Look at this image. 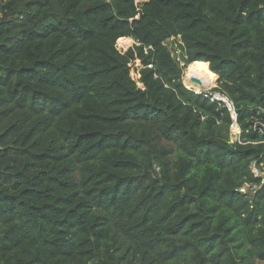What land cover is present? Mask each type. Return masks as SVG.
Masks as SVG:
<instances>
[{
    "label": "trees",
    "instance_id": "trees-1",
    "mask_svg": "<svg viewBox=\"0 0 264 264\" xmlns=\"http://www.w3.org/2000/svg\"><path fill=\"white\" fill-rule=\"evenodd\" d=\"M187 65L264 116V0H0V264H264V130Z\"/></svg>",
    "mask_w": 264,
    "mask_h": 264
},
{
    "label": "rangeland",
    "instance_id": "rangeland-1",
    "mask_svg": "<svg viewBox=\"0 0 264 264\" xmlns=\"http://www.w3.org/2000/svg\"><path fill=\"white\" fill-rule=\"evenodd\" d=\"M133 43V42H132ZM131 43V44H132ZM130 44V43H129ZM127 45L126 47L124 46H119L117 45V48L120 50V51H125L130 45ZM167 45L170 46V44L167 42ZM183 50L180 49L179 47H177L173 52H172V56L174 57V59L182 66L184 65V62H185V59H184V56H183ZM134 68L135 69H132L131 71V76L133 77V79L137 80L138 78V74L136 73L137 70L140 68V65H139V62L136 61L134 63ZM184 71H185V68L183 69V75H184ZM182 82L183 84L184 81H183V76H182ZM218 84V80L216 81L215 85L213 83V81L211 80V85L209 86L208 89H212L214 87H216ZM186 85V84H185ZM188 86V85H186ZM190 87V86H189ZM188 88V87H187ZM190 89H193V88H190ZM208 89H205V90H208ZM194 90V89H193ZM194 91H200V90H194ZM240 113H244L245 116H244V122L246 123H252L253 125H259V126H263L264 127V116L262 115V112H245L244 110L240 109V108H237L236 107V113H237V116L238 114ZM240 129V128H239ZM236 133V131L234 132ZM231 135H235L233 134L232 132H230V141L232 142L233 139L231 138ZM237 135V134H236ZM260 176H262L264 178V163L261 165V167L259 168L258 170ZM250 192H251V189H247V194L250 195Z\"/></svg>",
    "mask_w": 264,
    "mask_h": 264
},
{
    "label": "built area",
    "instance_id": "built-area-1",
    "mask_svg": "<svg viewBox=\"0 0 264 264\" xmlns=\"http://www.w3.org/2000/svg\"><path fill=\"white\" fill-rule=\"evenodd\" d=\"M134 2H135V5H138L141 2V0H134ZM210 90L211 89H208V90L204 89L202 91L206 92L204 94L205 97H208L211 101L221 102L225 106V108L228 110L230 117L232 119V123L230 124V127H229L230 132L235 134V135H231V138L233 139V141L237 140L239 137L240 129H239V125L237 123V113H236V109H235L233 102L227 96H225L219 92L210 91ZM257 126H259V125H257ZM259 127H260L259 128L260 130H262V129L264 130L263 126H259ZM234 131H236V133H234ZM156 169L158 170L157 167H156ZM251 170L255 176L260 175L258 172V168L256 167L255 162H252ZM247 189H251L250 195H252L256 189V186L255 185L249 186L248 184H244L241 188H239V192L247 194Z\"/></svg>",
    "mask_w": 264,
    "mask_h": 264
},
{
    "label": "bare ground",
    "instance_id": "bare-ground-1",
    "mask_svg": "<svg viewBox=\"0 0 264 264\" xmlns=\"http://www.w3.org/2000/svg\"><path fill=\"white\" fill-rule=\"evenodd\" d=\"M130 39L131 42H133V39ZM194 79L198 80V82H195ZM183 81L186 85L190 86V88H193L194 90L208 89L211 85V79L205 73V71L200 67H194L192 65L186 66L183 75Z\"/></svg>",
    "mask_w": 264,
    "mask_h": 264
},
{
    "label": "water",
    "instance_id": "water-1",
    "mask_svg": "<svg viewBox=\"0 0 264 264\" xmlns=\"http://www.w3.org/2000/svg\"><path fill=\"white\" fill-rule=\"evenodd\" d=\"M133 42H134V40H133ZM117 46V45H116ZM139 77V76H138ZM194 81L195 82H198V80H196V79H194ZM204 90V89H203ZM200 91H202V90H200ZM200 91H196V92H200Z\"/></svg>",
    "mask_w": 264,
    "mask_h": 264
}]
</instances>
